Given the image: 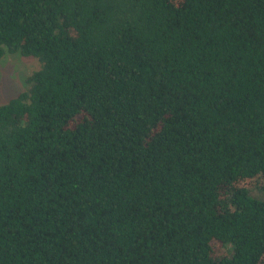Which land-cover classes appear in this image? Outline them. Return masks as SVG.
<instances>
[{
    "label": "trees",
    "instance_id": "1",
    "mask_svg": "<svg viewBox=\"0 0 264 264\" xmlns=\"http://www.w3.org/2000/svg\"><path fill=\"white\" fill-rule=\"evenodd\" d=\"M0 264H264V0H0Z\"/></svg>",
    "mask_w": 264,
    "mask_h": 264
},
{
    "label": "rangeland",
    "instance_id": "2",
    "mask_svg": "<svg viewBox=\"0 0 264 264\" xmlns=\"http://www.w3.org/2000/svg\"><path fill=\"white\" fill-rule=\"evenodd\" d=\"M41 63L34 56L20 52L8 53L0 58V105L7 103L21 91L27 89V77L39 69Z\"/></svg>",
    "mask_w": 264,
    "mask_h": 264
}]
</instances>
